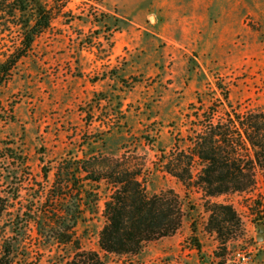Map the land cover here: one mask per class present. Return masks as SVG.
Returning <instances> with one entry per match:
<instances>
[{
  "label": "rangeland",
  "instance_id": "rangeland-1",
  "mask_svg": "<svg viewBox=\"0 0 264 264\" xmlns=\"http://www.w3.org/2000/svg\"><path fill=\"white\" fill-rule=\"evenodd\" d=\"M40 1L51 24L25 51L24 20L11 13L14 0H0V195L11 199L0 243L13 235L9 215L38 213L58 169L72 173L76 165L67 161L93 152L143 165L148 192L173 189L186 211L174 236L109 262L235 264L233 253L246 250L253 264H264V170H257L251 192L211 199L232 204L241 219L242 234L225 252L206 231L201 193L186 198L182 184L156 168L159 149L184 147L180 139L195 112L214 104L221 117V89L236 111L264 108V0ZM85 185L98 201L84 207L76 238L100 252L110 189ZM25 232L35 236L32 226ZM61 249L26 264H53L51 255Z\"/></svg>",
  "mask_w": 264,
  "mask_h": 264
},
{
  "label": "trees",
  "instance_id": "trees-1",
  "mask_svg": "<svg viewBox=\"0 0 264 264\" xmlns=\"http://www.w3.org/2000/svg\"><path fill=\"white\" fill-rule=\"evenodd\" d=\"M11 13L24 20L25 51L52 20L40 0H14ZM221 92V117L216 118L219 112L213 109L214 104L203 113L195 112L189 134L180 139L184 147L176 144L169 152L159 149L156 168L182 184L186 198L192 190L201 193L206 231L216 235L220 250L226 252L227 245L242 234L241 219L232 204L211 199L244 194L256 187L257 170H264V108L236 111L227 91ZM75 159L67 161L76 165L72 173L68 167L58 169L38 213L9 215L6 228L10 227L13 235L0 243V264H26L32 257H44L54 246L63 253L51 255L53 264H116L108 258L136 256L147 244L172 237L182 228L186 217L183 199L173 189L150 194L143 180V165L136 167L125 156L102 159L93 152ZM101 182L110 194L104 204L98 252L82 247L76 229L84 218V207L98 201L97 194L87 193L85 184ZM10 202L9 197L0 195V223ZM29 226L35 236L26 234ZM19 228L24 232L19 233ZM193 247L201 252L197 240Z\"/></svg>",
  "mask_w": 264,
  "mask_h": 264
},
{
  "label": "built area",
  "instance_id": "built-area-1",
  "mask_svg": "<svg viewBox=\"0 0 264 264\" xmlns=\"http://www.w3.org/2000/svg\"><path fill=\"white\" fill-rule=\"evenodd\" d=\"M232 258L235 264H253L255 262V255L252 251H236Z\"/></svg>",
  "mask_w": 264,
  "mask_h": 264
},
{
  "label": "water",
  "instance_id": "water-1",
  "mask_svg": "<svg viewBox=\"0 0 264 264\" xmlns=\"http://www.w3.org/2000/svg\"><path fill=\"white\" fill-rule=\"evenodd\" d=\"M263 230H264V225H260V232L262 233ZM260 239H262V237H260Z\"/></svg>",
  "mask_w": 264,
  "mask_h": 264
}]
</instances>
